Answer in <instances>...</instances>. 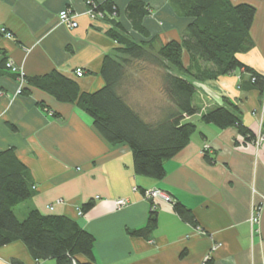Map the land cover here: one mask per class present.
<instances>
[{
    "label": "crops",
    "instance_id": "obj_1",
    "mask_svg": "<svg viewBox=\"0 0 264 264\" xmlns=\"http://www.w3.org/2000/svg\"><path fill=\"white\" fill-rule=\"evenodd\" d=\"M104 1L0 0V30L12 34L9 40L0 33V152L14 149L35 187L33 198L18 206L16 215L24 220L38 210L78 223L95 238L97 264H264L261 228L253 223L259 208L264 211V95L251 74L237 70L195 83L199 112L189 120L197 130L187 148L165 162L163 180L137 175L129 146L107 143L76 104L28 85V94H18L21 83L3 68L5 60L28 78L58 72L90 94L105 85L104 60L120 48L111 30L137 42L166 44L181 40L190 23L173 0H111L118 15L89 14L92 4ZM134 1L147 9L144 35L133 30L127 17ZM232 1L257 9L253 47L238 58L264 76V0ZM66 9L77 15V28L60 24L59 14ZM183 60L189 67L188 54ZM77 70L84 72L82 78ZM221 107L237 113L262 142L248 141L235 127L220 129L203 121ZM157 189L172 202L151 199ZM120 199L128 200L123 208L116 204ZM91 202L93 207L83 212ZM176 203L193 212L196 225L175 213ZM153 209L156 231L149 238L131 236L147 226ZM0 264L57 263L37 261L22 242H15L0 249Z\"/></svg>",
    "mask_w": 264,
    "mask_h": 264
},
{
    "label": "trees",
    "instance_id": "obj_2",
    "mask_svg": "<svg viewBox=\"0 0 264 264\" xmlns=\"http://www.w3.org/2000/svg\"><path fill=\"white\" fill-rule=\"evenodd\" d=\"M173 3L190 19L181 40L166 44L158 39L137 42L118 30H111L110 36L120 48L105 58L102 68L105 85L97 92L81 93L74 81L58 72L25 77L28 87L48 93L60 102L76 104L93 119L95 130L107 143L129 146L137 175L155 180L167 176L165 162L185 150L197 130L196 124L189 120L199 112L195 106L196 82L216 80L241 70L252 75L254 86L264 95V76L238 58L253 47L251 30L257 9L247 3L235 4L232 0H173ZM92 9L101 14H119L111 0L92 4ZM146 16L147 9L142 2L134 1L127 8L133 30L142 35ZM184 54L190 57L189 67L184 64ZM7 63L3 62V68L7 69ZM145 63L160 72L162 90L168 97V101L154 109V116L140 103H134L139 92L134 90L137 88L135 70ZM141 70L144 66L138 72H144ZM28 89H23L22 94H28ZM203 121L220 129L235 127L248 141H256L239 115L229 108L215 109L204 115ZM34 195L30 171L16 151L0 152V249L22 242L37 261L97 264L95 238L78 223L38 210L30 211L24 220L19 219L15 209ZM93 205L92 202L85 205L83 212ZM174 211L186 223L197 224L193 212L183 204L176 203ZM157 226L158 213L153 209L147 226L130 235L149 238Z\"/></svg>",
    "mask_w": 264,
    "mask_h": 264
},
{
    "label": "built area",
    "instance_id": "obj_3",
    "mask_svg": "<svg viewBox=\"0 0 264 264\" xmlns=\"http://www.w3.org/2000/svg\"><path fill=\"white\" fill-rule=\"evenodd\" d=\"M89 14H91L93 17H96V13H94V11L89 12ZM99 15L101 16L102 14L99 13ZM59 22L61 25L67 27L68 29H75L78 27V21H77V15L72 13L70 10H63L62 12H60L59 14ZM0 32L9 40L12 39V34L7 32V30H5L4 28L0 30ZM6 68L12 73L18 76V79L21 83V88L19 89L18 94H22V91L24 89V87L26 86V80H25V75L24 73L16 66H14L13 62H8L6 65ZM76 76L78 78H82L84 76V72L82 70H77L76 71ZM263 138L262 136L259 137L258 141H256V143L259 145L262 142ZM149 197L155 201H164L166 203H171L172 202V198L165 193L162 190H153L150 194ZM128 200L126 199H120L116 202L117 206L119 208H123L127 205ZM51 210H53V207H50ZM262 214H263V207L259 208L258 213L255 217H253V223L256 226H260L261 224V218H262ZM80 215H82V213H80ZM70 264H77L76 261H72Z\"/></svg>",
    "mask_w": 264,
    "mask_h": 264
},
{
    "label": "rangeland",
    "instance_id": "obj_4",
    "mask_svg": "<svg viewBox=\"0 0 264 264\" xmlns=\"http://www.w3.org/2000/svg\"><path fill=\"white\" fill-rule=\"evenodd\" d=\"M144 66V72H138L140 71L141 67ZM146 67V68H145ZM137 75H136V89L137 92V100L134 101V103H140L142 106L143 104H146L148 106L146 109L149 111L150 115L155 114L154 109H156L158 106H162L164 104V101H168V97L162 90V80L160 77V72L157 70H154L152 66L149 64H142L137 66ZM141 100V101H140ZM154 113H153V112Z\"/></svg>",
    "mask_w": 264,
    "mask_h": 264
},
{
    "label": "water",
    "instance_id": "obj_5",
    "mask_svg": "<svg viewBox=\"0 0 264 264\" xmlns=\"http://www.w3.org/2000/svg\"><path fill=\"white\" fill-rule=\"evenodd\" d=\"M260 228H261V235L264 240V211H263L262 218H261Z\"/></svg>",
    "mask_w": 264,
    "mask_h": 264
}]
</instances>
